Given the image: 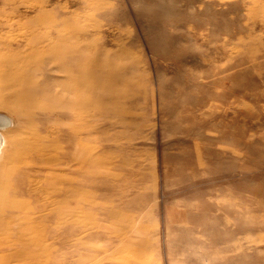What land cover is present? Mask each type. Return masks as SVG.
I'll use <instances>...</instances> for the list:
<instances>
[{
  "label": "rangeland",
  "instance_id": "1",
  "mask_svg": "<svg viewBox=\"0 0 264 264\" xmlns=\"http://www.w3.org/2000/svg\"><path fill=\"white\" fill-rule=\"evenodd\" d=\"M0 112V264H264V0H0Z\"/></svg>",
  "mask_w": 264,
  "mask_h": 264
},
{
  "label": "bare ground",
  "instance_id": "2",
  "mask_svg": "<svg viewBox=\"0 0 264 264\" xmlns=\"http://www.w3.org/2000/svg\"><path fill=\"white\" fill-rule=\"evenodd\" d=\"M48 42V41H47ZM60 43V42H59ZM45 48V47H44ZM50 48V47H49ZM54 48V47H53ZM48 49V48H47ZM75 49V48H74ZM50 50V49H49ZM53 50V49H52ZM55 51V50H54ZM66 51V50H65ZM41 52V51H40ZM53 52V51H52ZM62 52V51H61ZM66 52H64V54H65ZM72 53V52H71ZM75 53V52H74ZM47 55H49L48 54V52L46 53ZM50 54H52V53H50ZM63 53H61V55H62ZM62 55V56H64L65 58H66V56L65 55ZM69 54V53H68ZM40 55V54H39ZM53 55H54V53H53ZM55 55H56V53H55ZM81 55V54H80ZM46 56V55H45ZM59 56H60V54H59ZM62 56H60V58L58 59L57 57V61L59 62V71L61 72V71H68L69 70V72L70 71H72L73 73L75 72H77V70L75 69V67H76V65L75 66H69V64L70 63H68L69 61L68 60H66L64 57H62ZM67 56H69V55H67ZM47 57V56H46ZM72 57H73V55H72ZM55 58V59H56ZM50 59H52V58H50ZM54 59V58H53ZM83 59V58H82ZM87 59V58H86ZM71 61V60H70ZM80 61V60H79ZM75 62V61H74ZM74 62H73V64H74ZM86 62V61H85ZM87 63V62H86ZM83 64V63H82ZM64 72H63V75H65L64 74ZM65 72V73H66ZM84 73L85 71H81L80 72V74L81 73ZM22 73V72H21ZM68 73V72H67ZM71 73V72H70ZM33 74V73H32ZM16 75V74H15ZM84 75V74H83ZM83 75H81V76H83ZM80 76V77H81ZM68 77V76H67ZM66 77V78H67ZM78 77V76H77ZM84 77H88V75L87 76H84ZM91 78H92V76L90 77V79L89 80H91ZM94 78V77H93ZM69 79V78H68ZM43 84V83H42ZM42 84L40 83V82H38V81H36V83L34 84L35 86H36V89L34 90V91H31L30 92V98H31V100L32 101H34V100H40L41 98H44V93H45V91H44V89L42 88L43 86H42ZM57 86V85H56ZM71 86V85H70ZM69 86V87H70ZM88 88V87H87ZM58 89H59V87H58ZM62 89V88H61ZM47 91H48V88H47ZM90 92L92 91V90H89ZM55 92V91H54ZM53 92V93H54ZM60 92H61V90H60ZM47 94V93H46ZM69 94V93H68ZM82 95V94H81ZM91 96V95H90ZM89 96V97H90ZM82 98H83V96H82ZM88 98V97H87ZM93 99V98H92ZM63 100V99H62ZM78 100H80V99H78ZM87 100V99H86ZM89 102V101H88ZM77 105V104H76ZM64 106V105H63ZM46 107V106H45ZM59 108V107H58ZM68 108V107H67ZM71 108V107H70ZM32 109V108H31ZM43 109H44V107H43ZM73 109V108H72ZM33 110V109H32ZM48 110L50 111V110H52V109H50V108H48ZM35 111H37V108L35 109ZM38 111H43V110H38ZM62 112V111H61ZM59 113L58 111H56V110H54V113H55V115L56 114H59L61 117L63 116L62 115V113ZM1 113V112H0ZM39 113V112H38ZM67 113V112H66ZM34 114V113H33ZM32 115V114H31ZM63 118V117H62ZM61 118V119H62ZM64 120H65V118H63ZM10 120L12 121V119L10 118ZM35 123H36V121H35ZM44 123V122H43ZM48 123V122H47ZM46 123V124H47ZM34 124V123H33ZM50 124V123H49ZM48 124V125H49ZM54 124V123H53ZM45 126V125H44ZM43 126V127H44ZM38 127V126H37ZM47 127V126H46ZM32 128V127H31ZM42 128V127H41ZM54 128V127H53ZM51 129V128H50ZM6 130V129H5ZM5 130H3L2 132H4ZM40 130V129H39ZM61 130V129H60ZM42 131V130H41ZM58 131V130H57ZM63 131V130H62ZM2 132H1V136H2ZM32 132H36L35 130L34 131H32ZM42 132H44V131H42ZM55 132V131H54ZM39 133V132H38ZM47 133H49V132H47ZM46 133V134H47ZM58 133H60V131H58ZM62 133V132H61ZM60 133V134H61ZM37 134V133H36ZM60 134H58V135H60ZM21 135V134H20ZM49 135V134H48ZM52 135V134H51ZM18 137H19V135H17ZM16 136V137H17ZM68 137H70L71 138V136H68ZM68 137H66V138H68ZM29 138V137H28ZM40 138H42V137H40ZM74 138V137H73ZM27 139V138H26ZM68 140V139H67ZM66 139H65V141H67ZM70 140V139H69ZM77 140V139H76ZM13 141V140H12ZM21 140H19V138H16V139H14V149H13V153H12V149H4L3 148V146H4V141H3V137H2V145H1V147H0V158H1V156L3 155V158L2 159H0V161H1V163H0V166H8V164L11 162V157H12V154H14V158H15V156L16 155H18L20 152H22L23 150H24V148H32V149H35V146H31V145H33L32 144V141H31V144H30V146H29V144L27 145V143H22V142H20ZM36 141V140H35ZM42 142H45L46 140L45 139H43V140H41ZM72 142L74 141V140H71ZM71 141H70V143H71ZM78 141V140H77ZM34 142V141H33ZM62 142H64V140L62 141ZM62 142H61V140L60 139H50V140H48V141H46L45 143H43L44 144V148L46 147L48 150L50 149V151H54V149H55V147H52L51 145H56L57 147H59L61 150H62V147L63 146H65V145H63L62 146ZM10 144V143H9ZM38 144V143H37ZM42 144V143H41ZM65 144H66V142H65ZM68 144H69V142H68ZM72 146V145H71ZM70 146V147H71ZM42 147V148H43ZM3 148V149H2ZM57 150H59V149H57ZM56 150V151H57ZM65 150H69V149H65ZM64 150V151H65ZM55 151V152H56ZM23 152H25V151H23ZM27 152V151H26ZM71 152V151H70ZM40 153V152H39ZM60 153V152H59ZM65 154V152L63 153V155ZM23 155V154H22ZM60 155H62V154H60ZM41 156V155H40ZM54 156V155H53ZM65 156V155H64ZM70 156V155H69ZM35 157H37V156H35ZM13 158V157H12ZM13 158V159H14ZM20 159V158H19ZM40 159V158H39ZM61 159V158H60ZM22 160V159H21ZM41 160V159H40ZM20 161V160H19ZM57 161V160H56ZM67 161V160H66ZM65 161V162H66ZM42 162V161H41ZM69 162V161H68ZM64 163V162H63ZM53 165V164H52ZM10 166V165H9ZM8 166V167H9ZM50 166H51V164H50ZM7 167V168H8ZM6 168V169H7ZM19 169L21 168V167H18ZM18 168H17V170H18ZM64 168V167H63ZM15 169V168H14ZM31 169H33V168H31ZM38 169V168H37ZM20 171V170H19ZM46 171V170H45ZM33 172V171H32ZM41 173V172H40ZM60 173V172H59ZM24 174V173H23ZM22 174V175H23ZM43 174V173H42ZM49 174V173H48ZM51 174V173H50ZM58 174V173H57ZM11 175V174H10ZM25 175V174H24ZM6 176V175H5ZM26 176V175H25ZM24 176V177H25ZM29 176V175H28ZM64 176V175H63ZM14 177V176H13ZM73 177V176H72ZM8 178H10V176L8 177ZM5 179H6V177H5ZM20 179V178H19ZM26 179V178H25ZM53 179V178H52ZM2 181H3V179H1ZM2 181H0V219L2 220V219H4L5 217H9V216H11V213H9V212H7V210H9V205L8 204H5V202L3 201V193H2ZM7 181H8V179H7ZM12 181V180H11ZM18 181V180H17ZM26 181V180H25ZM6 182V181H5ZM27 182V181H26ZM37 182V181H36ZM58 182V181H57ZM60 182V181H59ZM47 183H49V182H47ZM64 183V182H63ZM72 183V182H71ZM8 184V183H7ZM5 185H6V183H5ZM40 185V184H39ZM39 185H38V187H39ZM73 185H74V183H73ZM51 186V185H50ZM59 186V185H58ZM61 188V187H60ZM66 188V187H65ZM69 188V187H68ZM54 189V188H53ZM73 189V188H72ZM71 189V190H72ZM63 190V189H62ZM11 191V190H10ZM35 192V191H34ZM37 192V191H36ZM56 192V191H55ZM57 192H59V191H57ZM56 192V193H57ZM64 192V191H63ZM77 192V191H76ZM10 193V192H9ZM23 193V192H22ZM68 193V192H67ZM58 194V193H57ZM65 194V193H64ZM6 195V194H5ZM5 195H4V197H5ZM11 195V194H10ZM37 195V194H36ZM75 195V194H74ZM19 196V195H18ZM41 196V195H40ZM79 196V195H78ZM16 197V196H15ZM48 197H49V195H48ZM64 195H59V196H57V200H58V203H59V201H60V203L62 202V200L64 199ZM54 198V197H53ZM68 198V197H67ZM10 199V198H9ZM43 199V198H42ZM46 199V198H45ZM33 200V199H32ZM21 201V200H20ZM28 202V201H27ZM76 202V199L74 200V202L73 203H75ZM60 203H59V205H60ZM27 203H25V205H26ZM62 204V203H61ZM36 206V205H35ZM56 206V205H55ZM12 207V206H11ZM26 207V206H25ZM23 208V207H21L20 209H23L26 213H28V217H27V221H29V224H31L32 225V228H29V227H26L25 228V230L26 231H29L30 232V234L32 235V234H35V235H37L38 233H39V231H41V234L43 235V236H47L46 235V233L44 234L43 233V229H44V227L42 228V230L40 229L39 231L37 230L39 227H40V221H49V220H52V219H56V218H60V220L61 219H63V217H62V214H64V213H61V212H59V211H50L49 210V208L48 209H46L45 211H43L42 212V210L40 209V210H35L34 208H32L31 210H28L27 209V207L26 208ZM32 207H33V205H32ZM62 209V208H61ZM63 210V209H62ZM19 212V211H18ZM14 213V212H13ZM12 213V214H13ZM21 218V217H20ZM24 218V217H23ZM65 218V217H64ZM12 220H14V219H12ZM25 220V223H26V219H24ZM64 220V219H63ZM3 221V220H2ZM53 221V220H52ZM24 222V221H23ZM22 222V223H23ZM24 223V224H25ZM46 223H48V222H46ZM46 223H45V225H46ZM44 224V223H43ZM4 225V224H3ZM3 225H2V228H3ZM44 226V225H43ZM55 226V225H54ZM9 227V226H8ZM7 227V228H8ZM33 227H34V229H33ZM49 227V226H48ZM10 228V227H9ZM12 229V228H11ZM5 230V229H4ZM44 232H45V229H44ZM11 233V232H10ZM52 233V232H51ZM41 234H40V236H41ZM53 234V233H52ZM34 235V236H35ZM49 235V234H48ZM52 236V235H51ZM47 239V238H46ZM61 239H62V237H61Z\"/></svg>",
  "mask_w": 264,
  "mask_h": 264
},
{
  "label": "water",
  "instance_id": "3",
  "mask_svg": "<svg viewBox=\"0 0 264 264\" xmlns=\"http://www.w3.org/2000/svg\"><path fill=\"white\" fill-rule=\"evenodd\" d=\"M11 125V120L10 118L3 114V113H0V147L2 145V136H1V132L3 130H5L6 128L10 127Z\"/></svg>",
  "mask_w": 264,
  "mask_h": 264
}]
</instances>
